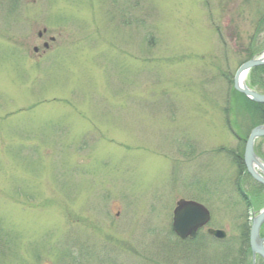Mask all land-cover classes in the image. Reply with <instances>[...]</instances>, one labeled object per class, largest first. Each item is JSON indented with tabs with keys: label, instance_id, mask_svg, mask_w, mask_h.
<instances>
[{
	"label": "rangeland",
	"instance_id": "obj_1",
	"mask_svg": "<svg viewBox=\"0 0 264 264\" xmlns=\"http://www.w3.org/2000/svg\"><path fill=\"white\" fill-rule=\"evenodd\" d=\"M254 50L264 0H0V264H250ZM182 199L228 238L181 241Z\"/></svg>",
	"mask_w": 264,
	"mask_h": 264
},
{
	"label": "water",
	"instance_id": "obj_2",
	"mask_svg": "<svg viewBox=\"0 0 264 264\" xmlns=\"http://www.w3.org/2000/svg\"><path fill=\"white\" fill-rule=\"evenodd\" d=\"M264 65V53L246 61L239 68L235 76V88L252 100L264 103V94L242 82V76L256 66ZM264 137V125L254 128L247 140L245 148V163L250 174L264 184V160L255 151L257 138ZM210 211L201 203L193 200H181L174 210V230L183 238L194 236L199 227L210 221ZM264 224V208L254 217L250 242L254 256H264V238L261 236V228ZM210 232L219 238L226 237V232L220 229H211Z\"/></svg>",
	"mask_w": 264,
	"mask_h": 264
},
{
	"label": "trees",
	"instance_id": "obj_3",
	"mask_svg": "<svg viewBox=\"0 0 264 264\" xmlns=\"http://www.w3.org/2000/svg\"><path fill=\"white\" fill-rule=\"evenodd\" d=\"M255 55V50L250 52V55L247 57L246 61L251 59ZM252 80H251V86L255 87L258 91L264 93V65L257 66L252 69L251 71ZM241 104L244 107V115H245V124H244V133H245V141L247 140L251 130L255 128L258 125L264 124V103H259L251 100L248 98L245 94L237 93ZM245 142L241 143L242 145ZM244 150V148H243ZM260 156L264 157V153L262 149L257 151ZM234 153V152H233ZM237 166L238 171L240 174H247L250 178H253L247 171V167L244 160V153L243 154H237ZM249 228L246 229L244 232V244H243V252L244 254H248L249 250Z\"/></svg>",
	"mask_w": 264,
	"mask_h": 264
},
{
	"label": "flooded vegetation",
	"instance_id": "obj_4",
	"mask_svg": "<svg viewBox=\"0 0 264 264\" xmlns=\"http://www.w3.org/2000/svg\"><path fill=\"white\" fill-rule=\"evenodd\" d=\"M46 32H47V30H46V28H45L43 32H40V33H39V36H40V37H43L44 34H45ZM51 38H52V37H51ZM51 40H52V39H51ZM44 45L47 46V47L50 46V45H49L48 43H46V42H44ZM252 179H253V181H255L256 183H258V185H259L260 187H261V186H262V188L264 187V184L260 183L259 181H257V180L254 179V178H252ZM238 193H239L240 196H241L242 198H244V199H246V198L249 197L247 192L238 191ZM246 202H248L247 199L245 200V203H246ZM255 214H256V213H255ZM253 217H254V215H253L252 218L250 219V220H251V224H252V221H253ZM247 226H248V224H247ZM250 226H251V225H250ZM209 227H210V226L208 225V226H205V227H203L202 229H200V230L198 231V233H197V236H196L194 239L200 238L201 242H202V240H208V239H207L208 237L211 238V239H216V240H218V238L214 237L213 235H211V234L209 233V231H208V228H209ZM246 229H247V227H246ZM246 229H245V231H246ZM202 235H204V236H202ZM261 235H262V237H264V225H263L262 230H261ZM248 236H249V240H248L249 250H248V253H251V254H249V256H250V258H251L250 264H264V257H263L262 255H257L256 257H254L252 251H250V250H251V248H250V234H248ZM189 240H192V239L190 238V239H188V240H183V241H189ZM211 241H212V240H211ZM243 243H244V240H243ZM208 244H210V243H208ZM196 257H197V259L201 258L200 255H197Z\"/></svg>",
	"mask_w": 264,
	"mask_h": 264
},
{
	"label": "bare ground",
	"instance_id": "obj_5",
	"mask_svg": "<svg viewBox=\"0 0 264 264\" xmlns=\"http://www.w3.org/2000/svg\"><path fill=\"white\" fill-rule=\"evenodd\" d=\"M246 76H247V75H245V74L242 76V82H243V83H245ZM261 125H264V124H261ZM258 126H260V125H258ZM256 127H257V126H256ZM248 138H249V136H248ZM248 138H247V140H248ZM262 139H264V138H262ZM262 139H261V140H262ZM247 140H246V143H247ZM244 157H245V153H244ZM251 227H252V226H249L250 229H251Z\"/></svg>",
	"mask_w": 264,
	"mask_h": 264
}]
</instances>
